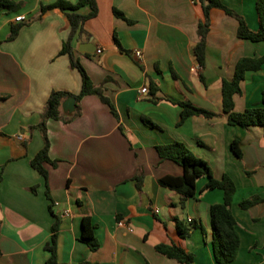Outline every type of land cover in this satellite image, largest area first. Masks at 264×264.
I'll list each match as a JSON object with an SVG mask.
<instances>
[{
	"label": "crops",
	"instance_id": "crops-1",
	"mask_svg": "<svg viewBox=\"0 0 264 264\" xmlns=\"http://www.w3.org/2000/svg\"><path fill=\"white\" fill-rule=\"evenodd\" d=\"M12 1L14 10H0V264H45L55 217V264H183L158 253L156 244L180 247L193 255L191 264H217L209 207L222 202V191L203 190L202 177L195 196L181 206L178 193L158 184L160 177L182 174L155 150L174 141L204 160L214 178L227 175L235 185L230 209L239 247L230 264H264V200L247 209L238 205L264 196V133L257 125H229L221 105V80L232 78L238 59L264 56V38H238L237 20L210 8L201 66L193 53L203 18L198 0H95L96 15L83 22V33L71 44L93 84L102 83L118 118L97 96L86 95L75 102L78 114L70 122L46 120L48 155L57 163L45 164V187L29 164L43 144L33 127L50 92L76 95L81 80L67 55L59 54L69 34L66 16L57 8L40 13L41 5L55 0ZM219 1L250 30L259 29L260 21L264 29V3L260 20L257 0ZM18 15L23 22L15 21ZM18 24L17 36L6 41ZM262 91L264 62L245 73L233 95L234 111L263 106ZM181 101L216 116L180 121ZM233 140L241 158L230 149ZM83 217L95 224V251L78 239ZM175 219L196 227L180 238Z\"/></svg>",
	"mask_w": 264,
	"mask_h": 264
},
{
	"label": "trees",
	"instance_id": "trees-1",
	"mask_svg": "<svg viewBox=\"0 0 264 264\" xmlns=\"http://www.w3.org/2000/svg\"><path fill=\"white\" fill-rule=\"evenodd\" d=\"M201 4L203 18L198 22L197 35L198 41L193 47L194 56L199 65H203L204 61V49H205V37L209 27V9L219 8L223 10L227 15L235 18L238 22L236 35L240 39H245L251 42H258L264 38V29L262 22L260 21L259 29L256 31L250 30L244 19L236 14L233 10L224 6L219 0H198ZM264 0L256 1V10L262 20V5ZM86 6L88 12L86 14L79 13V9ZM17 7V3L12 0H0V10H14ZM57 8L61 10L66 16L69 24V34L62 44L59 54L67 55L69 66L75 69L80 76L81 84L80 90L76 95H73L66 91H52L50 92L45 102L43 111L41 113V119L37 128L42 136L43 144L41 149L33 156L29 161L31 168H33L44 180L46 187L47 171L45 164L55 166L57 161L50 159L49 152V140L46 133L45 122L48 119L59 120L63 123L70 122L78 114L77 106L76 110L71 114H65L61 110V103L69 96L74 97L75 102H78L82 97L86 95H95L99 100L107 106L109 112L116 119L118 118L116 109L111 103L109 98L103 94L102 83L93 84L88 77L79 60L74 56L72 49V39L75 34L81 35L83 33L82 24L85 20L92 18L96 15L97 6L95 0H77L75 3H71L66 0H55L52 3L41 5L40 13L46 10ZM116 17L130 22L125 16L116 9L113 10ZM22 24L14 25L11 27L10 33L6 38V41L13 40L19 31ZM116 45L120 51L123 49L120 47L118 41L115 39ZM264 62V56L253 58L243 57L236 61L233 76L229 80H221V105L222 111L226 115L227 123L233 126H239L241 128H247L249 126H260L264 133V105L263 106H251L245 108L241 112L234 111L233 95L240 93V82L244 79V75L247 71H255L261 68ZM262 103L264 104V91H262ZM180 106V121L190 117L198 116L203 118H212L216 116L215 113L199 108L189 101H181L178 103ZM142 121L149 127L155 125L147 118H142ZM230 149L237 158H241V150L238 143L233 140L230 143ZM155 150L160 159H168L182 168V174L179 176L165 175L158 179V184L162 187L168 188L180 195V205L195 196L196 181L202 177H206L207 181L203 185V190L220 189L223 193V199L220 203H215L209 207L212 247L214 252L215 261L217 264H230V262L236 257L239 247V235L235 229V219L230 209L232 197L235 193V185L232 180L223 175L220 179H216L212 176L209 165L201 158L196 157L191 153L182 143L174 141L168 144L157 145ZM137 189L141 182L140 176L135 177ZM34 190V188H31ZM264 200V196H252L247 199H243L239 202L241 209H247ZM52 204L48 206L51 210ZM176 231L180 238H185L190 229L196 227L195 224H185L175 219ZM95 224L91 223L89 217H83L81 219V232L79 235V241L85 243L91 251H95L99 244L94 236L93 230ZM51 235L49 241L45 245V249L49 252V257L45 264H55V248L56 237L58 230V220H55L50 228ZM154 249L171 259H174L183 264H191L193 261V255L185 252L180 247L171 244H156Z\"/></svg>",
	"mask_w": 264,
	"mask_h": 264
},
{
	"label": "water",
	"instance_id": "water-1",
	"mask_svg": "<svg viewBox=\"0 0 264 264\" xmlns=\"http://www.w3.org/2000/svg\"><path fill=\"white\" fill-rule=\"evenodd\" d=\"M75 108V99L72 96L67 97L61 103V110L65 114H71Z\"/></svg>",
	"mask_w": 264,
	"mask_h": 264
},
{
	"label": "built area",
	"instance_id": "built-area-1",
	"mask_svg": "<svg viewBox=\"0 0 264 264\" xmlns=\"http://www.w3.org/2000/svg\"><path fill=\"white\" fill-rule=\"evenodd\" d=\"M15 21H18V22H23L24 21V17L22 15H18L15 17ZM100 52V49H97V53ZM134 55L136 57L140 56V52L139 51H134ZM140 92L141 93H145L146 92V88L143 87L142 89H140ZM120 225H122V223H119Z\"/></svg>",
	"mask_w": 264,
	"mask_h": 264
}]
</instances>
